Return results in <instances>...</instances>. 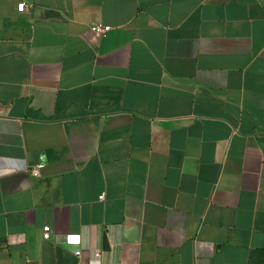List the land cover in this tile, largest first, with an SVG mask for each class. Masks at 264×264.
Instances as JSON below:
<instances>
[{"label": "crops", "instance_id": "0c3cea01", "mask_svg": "<svg viewBox=\"0 0 264 264\" xmlns=\"http://www.w3.org/2000/svg\"><path fill=\"white\" fill-rule=\"evenodd\" d=\"M0 264H264V0H0Z\"/></svg>", "mask_w": 264, "mask_h": 264}, {"label": "built area", "instance_id": "2783aa9c", "mask_svg": "<svg viewBox=\"0 0 264 264\" xmlns=\"http://www.w3.org/2000/svg\"><path fill=\"white\" fill-rule=\"evenodd\" d=\"M23 9H24V4L20 3L18 5V11L19 12H23ZM108 30H110L109 27L102 26V25H94V26L91 27V31L95 32L97 34H103V33L107 32ZM42 167H43V165H38L37 166V171H30V173L33 175L34 178H39L40 177V175H41L40 174V170H41ZM99 199L103 200L104 199V194H101L99 196ZM42 237H43L44 240H49L51 238V229H50V227L48 225L43 226V228H42ZM79 241H80L79 240V236H65V238H64V243L65 244L78 245ZM74 254L76 256H79L80 255V251L76 250L74 252ZM96 255H98V254H96Z\"/></svg>", "mask_w": 264, "mask_h": 264}]
</instances>
